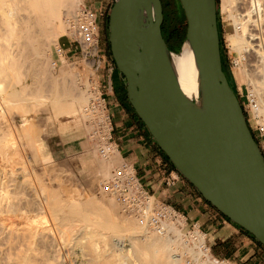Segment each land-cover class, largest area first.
<instances>
[{
  "label": "bare ground",
  "instance_id": "6f19581e",
  "mask_svg": "<svg viewBox=\"0 0 264 264\" xmlns=\"http://www.w3.org/2000/svg\"><path fill=\"white\" fill-rule=\"evenodd\" d=\"M83 1L0 0V119L3 108L7 117L13 113L24 117L15 132L12 125L13 133L22 147L32 149L35 162L46 165L36 177L32 173L36 169L30 172L38 184H18L29 180L28 163L17 165L26 155L22 158L10 127V133L0 131V264H186V258L195 255V246L184 239L181 225L171 223L162 234L149 231L138 225L132 211L101 191L120 161L115 153L96 159L90 150L94 158L83 163H89L82 174L84 193L66 182L45 183L67 178L61 179L63 173L51 161L40 134H48L54 121L61 130L71 125L72 134L81 126L90 133L85 112L90 95L81 89L79 79L71 78L76 68H61L57 75L49 68L52 47L69 34L63 18L75 16ZM220 6L230 24L237 77L247 86L255 103L253 113L264 126V0H221ZM172 62L179 86L194 95L196 71L187 44L172 54ZM29 77L36 86L27 84ZM42 87L48 89L47 95L41 93ZM38 113L44 115L41 127L34 121Z\"/></svg>",
  "mask_w": 264,
  "mask_h": 264
},
{
  "label": "water",
  "instance_id": "95a60500",
  "mask_svg": "<svg viewBox=\"0 0 264 264\" xmlns=\"http://www.w3.org/2000/svg\"><path fill=\"white\" fill-rule=\"evenodd\" d=\"M196 93L179 86L161 31V0H115L110 54L127 98L177 173L264 246V157L222 70L216 0H178ZM182 45V47H183Z\"/></svg>",
  "mask_w": 264,
  "mask_h": 264
},
{
  "label": "crops",
  "instance_id": "0c3cea01",
  "mask_svg": "<svg viewBox=\"0 0 264 264\" xmlns=\"http://www.w3.org/2000/svg\"><path fill=\"white\" fill-rule=\"evenodd\" d=\"M114 2L115 0H84L81 8L90 9L97 14L102 65L91 75V81H95L105 96L106 110L113 125L111 138L114 153L118 155L119 163H128L146 190L156 200L170 205L183 215L189 227L198 224L207 235L214 257L233 264H260L257 256L264 257V246L259 245L247 232L232 224L207 203L192 185L184 179L171 188L160 183L161 167L167 166L168 171L175 169L135 114L127 98L124 77L117 71L110 50L106 48L107 19ZM67 43L68 46H61L63 58L85 72L73 45L69 40ZM83 132L72 134V138L83 139Z\"/></svg>",
  "mask_w": 264,
  "mask_h": 264
},
{
  "label": "built area",
  "instance_id": "2783aa9c",
  "mask_svg": "<svg viewBox=\"0 0 264 264\" xmlns=\"http://www.w3.org/2000/svg\"><path fill=\"white\" fill-rule=\"evenodd\" d=\"M69 28V41L73 45L75 52L88 62L97 71L101 65V49L98 39V24L96 12L80 8V10L66 20ZM63 58L61 47L54 51V61L51 66ZM110 68L109 71H111ZM90 99L85 108L86 114L90 118V138L95 142L97 154L102 159H107L115 152L112 143L113 125L107 112V105L104 94L100 91L95 81H90ZM250 103H252L250 101ZM256 131L264 139V126L256 125ZM163 166V165H162ZM160 183L171 188L183 178L176 170H167V166L159 170ZM101 191L110 196L115 203L132 211L139 226L147 228L157 234H162L167 226L176 223L179 214L170 205L156 200L142 185L135 171L128 163H122L113 171L111 177L102 182ZM185 238L191 245L195 246V255L186 258V264H220L226 263L212 254L206 233L202 231L198 224H192L186 231Z\"/></svg>",
  "mask_w": 264,
  "mask_h": 264
},
{
  "label": "rangeland",
  "instance_id": "374dc122",
  "mask_svg": "<svg viewBox=\"0 0 264 264\" xmlns=\"http://www.w3.org/2000/svg\"><path fill=\"white\" fill-rule=\"evenodd\" d=\"M216 1H217V11H218L217 26H218V34H219V40H220L222 65L224 67V70H225L226 74L228 75V78H229L230 84L232 86V89H233V91H234L236 97L238 98V101H239V103H240V105L242 107L243 113L245 115L246 122H247V124H248V126H249V128H250V130H251V132L253 134V136H254V139L256 140V142H257V144H258V146H259V148H260V150L262 152L263 157H264V139L261 138L259 133L256 131V125L260 124L259 118L256 117L257 115L255 113H253V110H252L253 109L252 107L255 106V103H250V101L252 102L253 100H251V96H250V94L248 92V88L237 77L238 66L236 65L237 63L235 61L236 54L233 52L232 46H231L230 41L228 39L229 30H230V24H229V22L227 20H225L224 13L221 12V6H220L221 5V0H216ZM161 3H162V9H163V23H162L161 29L163 30V33L166 36V38L171 43V46L173 48H175V43L173 42V41H176L174 33L179 35L180 37H183V35L185 33L186 20L184 19L185 17L183 16L184 13L181 12L182 8L180 9L181 6H180V3H179L178 0H161ZM81 6H80V8H81ZM78 11H79V9L75 12V14ZM68 17L66 16L65 18H63L64 24H66V20H67ZM70 17H71V15H70ZM107 36L109 37V33H107ZM108 37H107V40L105 41V43H106V48L109 51L110 47H109ZM65 39L69 40V34H66L63 38L59 39V43L52 47L51 55H50V61H49V68L53 71V73H55V75L58 74V72H59L58 70H60L61 68H63V69L64 68L66 69V67L70 68V69L76 68V71H72V72L70 71V69H67V70H69L72 73L71 78L79 79V86H81V89L82 90H88L90 92V81H91V78H92L91 75L94 73V71L91 68L90 64L88 62H86L84 59L81 58L79 60H80V62L82 64V66L84 67V69L86 70L85 72H82L76 65H74L71 62L67 61V59H65V58H61L60 61L56 63L55 67L51 66V62L54 61V51H55V49L61 47L62 45L63 46H68L67 40L65 41ZM99 46H100V41H99ZM100 49H101V47H100ZM181 49H182V47H181ZM181 49L177 50L178 51L177 54L180 53ZM26 80H27V84L28 85L32 86L35 83V86H36V82L31 81L32 79L30 77L26 78ZM85 83H87V86L85 85L86 87L84 86ZM37 87H38V83H37ZM43 87H42L41 93L44 91L46 94L44 92L43 93L45 95H47V93H49L47 91L48 89L46 90L44 88L45 89L44 90ZM31 88L32 87H30V89ZM33 88L35 89L34 86H33ZM15 89L17 91H20L19 87H16ZM87 105H88V103H87ZM3 109L1 110V114H3V116L2 115L1 116L4 119H0V121L3 120V121H1L2 124H3V122H5L3 124L5 127L3 125L2 126L0 125V129H1L0 131H3L2 129H4V128L5 129H4V132H1V134H5L6 132L10 133V129L12 131L11 132V134H12L13 133V130H12L13 128H11L12 125L13 126L15 125L14 126L15 127L14 132H15L19 128V126L23 123V120L25 118L22 117V116H19L18 114H16V117H15L14 113L12 115L9 114V116L11 115L12 117L11 116L7 117L6 115H4L5 114L4 112H6V113H9V112H7V111H5V109L4 110ZM10 118H11V120L13 119L12 122L9 120ZM6 119H7V121H6ZM43 119H44V115H42L40 113H38L34 117L35 123L36 124L38 123V125H40V127L42 126ZM8 120L10 121V125H8V127H7V123L9 124ZM89 120H90V118H89ZM89 120H88L87 124L90 123ZM14 122H15V124H13ZM9 127H10V129H9ZM7 128H8V130H6ZM90 128L87 127V129H89V131L91 130ZM80 132H83V135H82L83 139L79 138V137L77 139H73L72 138V132H71V125H67L64 130H61L60 124H57V122L54 121L52 123V125L48 129V134H46L44 132H42V134H40L41 135V139H43V142H44V144L46 146V152L48 153L49 157L51 158V161L54 164L56 163L55 164L56 168L59 169L63 173V174L60 173L61 179L63 178L65 180V178H67L65 181H63V180H59L58 182L57 181H55V182L54 181L53 182L52 181H50V182L48 181L49 183L46 181L45 182L46 184H60V182L61 183L62 182L65 183L66 182L65 184H71L73 187H75L74 189L78 188L77 191L80 190L79 191L80 193H84L86 191L85 184H84V177L82 176V174H83V171L89 169L88 168L89 167V163H86V164H83V163H84V161L86 159H90L91 158L90 156H93V153H95L94 155H95L96 159H97V157H98V159H100V157L98 156V154L96 152L97 148H96L95 142L90 138V133L87 130H85L83 128V126H81V131ZM12 135H14L13 138H15L14 139L15 142H16L15 144H17L16 147L18 146L17 149L19 148L18 151L22 150V151L26 152V153H23L22 151H19L20 154L22 155V158L24 157V155H26L25 156L26 161L23 158L24 161L23 160H22L23 162L20 161L19 162L20 165L18 163H17V165L18 166H21V165H23V166L25 165L26 166L27 163H28V166H26L27 169H25L26 167H23V166H22V168H24L25 171H27V172L29 171L28 173L25 172L27 174L26 176H29L28 174H30L29 180H28V177H27L26 180L23 179L24 181L23 180L18 181V184H31V183L34 182V180H36V179L33 180L32 177H34V175L36 177V174L38 175V169H39V174H40L41 173L40 170L43 168V166L46 167V165L44 164L43 161L35 162L33 160V156H32V149L29 148V147H24V146L22 147V145L20 143V140H19L18 137L16 138L15 133H13ZM86 136H87V138H86ZM78 140H81V142H78ZM93 145H94V147H93ZM19 146H21V148H23V149L25 148V149L23 150ZM90 150L92 152L93 151H95V152L92 153ZM115 154H113V155H115ZM31 157H32V159H31ZM66 158H68V159H66ZM93 158H94V156H93ZM61 160L64 161V162H61ZM60 163H62V165ZM29 164H31V165H29ZM64 166L69 171L66 168H64ZM116 166L113 168V170L116 168ZM33 168L36 169V170H32ZM60 168H62L63 170H61ZM65 169H66V171H65ZM30 172L34 173V175L31 174ZM68 172L71 173V174H69ZM63 175H65V176L63 177ZM66 175L69 176V177H67ZM70 175H72L74 179H72V176H70ZM31 179H32V181H31ZM77 179L79 180L78 184H80L82 186V189L84 191L80 188L81 186L80 185L78 186V184L76 183ZM68 180L71 181V183H69ZM36 181L33 184H35V183L38 184L39 183L38 181H37L38 183ZM10 182L12 184H13V182H14V184H17L16 180L13 181V182L12 181H10ZM10 182H9V184H11ZM74 182H75L77 187L75 185H73ZM64 183H62V184H64ZM176 223L183 227V228L181 227L182 233H183V237H184L185 240H187L185 238L186 231L189 229L187 221L183 217H180L179 221H177ZM260 254H262V253H260ZM255 257H256V255H255ZM257 259H259L260 264H264V257L257 256ZM226 263L227 264L228 263L229 264H233L231 262H226Z\"/></svg>",
  "mask_w": 264,
  "mask_h": 264
},
{
  "label": "trees",
  "instance_id": "16d2710c",
  "mask_svg": "<svg viewBox=\"0 0 264 264\" xmlns=\"http://www.w3.org/2000/svg\"><path fill=\"white\" fill-rule=\"evenodd\" d=\"M113 6V5H112ZM216 6H217V1H216ZM180 9H181V7H180ZM181 12L183 13V11H182V9H181ZM217 15H218V11H217ZM183 16H184V14H183ZM185 19V18H184ZM107 28H108V19H107ZM161 31H162V36H163V39H164V41H165V43H166V45H167V47H168V49H169V51H171L172 53H174V54H177L178 53V51L177 50H180L181 49V47H182V45H183V43H184V41H185V35H186V29H185V33H184V35H183V37H180L179 35H177V34H175L174 33V35H175V39H176V41H173L174 43H175V48H173L172 46H171V43L169 42V40L166 38V36L164 35V33H163V30L161 29ZM222 70H223V72H224V74H225V76H226V78H227V81H228V83H229V85H230V87H231V89H232V86H231V84H230V81H229V78H228V75L226 74V72H225V70H224V67H223V65H222ZM233 90V89H232ZM238 99V98H237ZM248 125V124H247ZM249 127V126H248ZM249 130H250V128H249ZM250 132H251V130H250ZM251 134H252V132H251ZM252 136H253V134H252ZM253 138H254V136H253ZM256 141V140H255ZM172 166V165H171ZM172 168L174 169V167L172 166ZM246 233V232H245ZM248 234V233H247ZM249 235V234H248ZM251 236V235H250ZM252 237V236H251ZM253 238V237H252ZM254 239V238H253ZM255 240V239H254ZM259 244V243H258ZM260 245V244H259ZM262 246V245H261Z\"/></svg>",
  "mask_w": 264,
  "mask_h": 264
}]
</instances>
